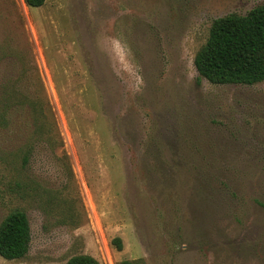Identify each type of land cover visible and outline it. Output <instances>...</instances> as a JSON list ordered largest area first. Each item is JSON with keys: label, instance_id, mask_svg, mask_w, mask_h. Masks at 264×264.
Masks as SVG:
<instances>
[{"label": "rangeland", "instance_id": "rangeland-1", "mask_svg": "<svg viewBox=\"0 0 264 264\" xmlns=\"http://www.w3.org/2000/svg\"><path fill=\"white\" fill-rule=\"evenodd\" d=\"M263 3L0 0V224L32 236L0 264H264V81L194 63Z\"/></svg>", "mask_w": 264, "mask_h": 264}, {"label": "trees", "instance_id": "trees-1", "mask_svg": "<svg viewBox=\"0 0 264 264\" xmlns=\"http://www.w3.org/2000/svg\"><path fill=\"white\" fill-rule=\"evenodd\" d=\"M46 0H25L39 7ZM201 77L214 84H254L264 81V3L247 14L230 13L216 18L206 43L194 59ZM25 153L23 161L29 159ZM31 227L25 211H11L0 224V255L6 259L24 257L30 247ZM114 244L123 248L122 239L115 237ZM65 264H101L91 254L71 256ZM118 264H135L125 259Z\"/></svg>", "mask_w": 264, "mask_h": 264}]
</instances>
